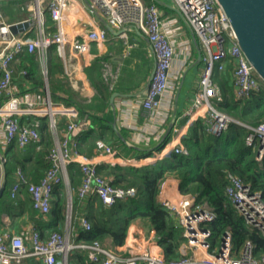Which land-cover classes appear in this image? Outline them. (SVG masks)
<instances>
[{
  "label": "built area",
  "instance_id": "built-area-1",
  "mask_svg": "<svg viewBox=\"0 0 264 264\" xmlns=\"http://www.w3.org/2000/svg\"><path fill=\"white\" fill-rule=\"evenodd\" d=\"M78 0H36L34 14L27 19L34 27L36 21L40 29L38 37L24 33H13L12 23L0 22V127L3 130L1 143L6 148L13 142L20 146L39 143L40 120L24 122L23 115L47 116L51 126L56 128L57 116L65 115L68 119L65 135L50 149V166L38 182L29 181L22 170L17 171V181L13 184L15 195L25 186L31 194L32 207L41 214H48L52 206L53 191L57 184L66 181L67 167L75 161L80 162L82 180L77 193L81 198L98 195L106 205H112L119 199L135 196V187L115 186L98 171V164L81 160V154L75 148L76 137L89 127V119L79 117L76 104L55 102L46 87V94L25 91L13 92L14 68L12 63L19 52L38 50L46 60L48 50L56 47L65 63V77L77 89L80 84L74 78L76 71L72 67L71 54H84L91 42L104 43L109 29L104 24L89 27L84 21ZM182 10L193 27L203 50L204 68L200 77L201 90L196 94L190 114L201 108L205 109L204 120L207 130L219 135L230 124L238 121L233 116L219 110L214 100L220 99L221 93L213 82L215 70L224 71L229 64L233 66L232 85L237 98H243L258 91L263 83L244 54L229 17L216 0H173ZM42 2H46L45 6ZM86 9L105 20L115 30H122L119 35L125 39L128 47V31L142 30L154 53L156 65L153 78L145 89L142 106L150 117L156 121L164 100L172 93L175 84L172 69L176 58L175 45L171 32L162 17V10L157 3L144 0H84ZM39 7V14L37 13ZM49 10L55 22V31L45 32L44 17ZM100 14L101 17H99ZM76 16L83 31L72 28L71 17ZM229 47H226V41ZM24 73L27 71L24 70ZM239 122V121H238ZM154 123V122H153ZM249 145L259 142L258 159L264 156V122L251 127L246 139ZM99 151L112 157H120L119 149L106 140L96 141ZM166 147V146H165ZM178 153L188 154L189 150L181 143L174 146ZM226 193L244 216L246 221L264 235V199L262 193L251 186L234 172L227 173ZM158 201L168 209L178 227L183 229L184 241L179 246L180 255L167 258L165 248L160 243L158 234L142 230L130 232L121 249L115 251L95 240L92 243L71 241L61 231H52L47 238L42 237L36 228H25L18 233H0V264H18L28 256L42 259L44 264H67L69 253L76 248L88 250L90 260L100 264H264V253L255 254V244L248 239L237 255L233 251L232 233L226 229L220 241L213 245L212 230L208 223L216 219L217 213L207 201L198 202L196 195L181 189V180L166 177L160 184ZM82 226L91 228V221L84 214L80 217ZM154 228V226H153ZM155 229V228H154ZM151 230V229H150ZM157 233V232H156Z\"/></svg>",
  "mask_w": 264,
  "mask_h": 264
},
{
  "label": "trees",
  "instance_id": "trees-1",
  "mask_svg": "<svg viewBox=\"0 0 264 264\" xmlns=\"http://www.w3.org/2000/svg\"><path fill=\"white\" fill-rule=\"evenodd\" d=\"M146 3H156L154 0H144ZM53 18L49 10L45 12V32L54 31ZM48 28H47V26ZM29 36L36 37L33 29L28 31ZM17 68L27 69V76L37 85L43 84V77L39 70V64L35 56H31L29 50L18 53ZM47 69L51 97L55 102L64 104H76L79 107L81 118L89 119V127L77 137L76 149L81 154H93L96 152V141L99 138L110 141L114 146H124L121 155H127L132 150L128 148L117 135L115 129L104 121L100 111L107 104L101 106L94 100L84 103L78 100V94L71 86L56 78L57 73L64 71L63 58L56 47H51L47 54ZM233 66L229 64L224 71L215 70L213 82L218 86L221 97L214 100V105L221 111L233 116L238 121L230 124L229 128L219 135H214L207 130V124L203 118L196 119L191 124L189 133L183 138V143L189 150L188 154L170 151L169 154L157 161L142 166L123 165L120 163H105L98 165V171L107 177L115 186L135 187L137 193L125 199H119L112 205H106L98 195L94 198L88 196L81 198L77 195L73 198L72 221L77 211L83 208L85 216L91 221V228L84 226L79 228L76 242L92 243L95 240L103 241L111 237L116 244L124 243L129 225L139 219H149L155 226L160 237V243L165 248L166 257L174 258L180 255L179 246L184 241V233L178 227L170 211L161 206L158 201V192L161 182L168 176H175L181 180V189L184 192L196 195L198 202L207 201L216 210L217 217L208 226L212 230V242L216 245L226 229L232 233L233 251L239 254L241 248L248 239L255 244V254L264 253V235L252 227L238 211L230 197L226 193L228 183L227 173H237L245 183L253 190L262 193L264 199V156L257 158L259 142L249 145L246 141L251 127L264 122V83L260 89L251 95L237 98L230 77ZM99 96L105 101L109 97V90L104 83L99 67H93L89 71ZM38 117L39 120L46 118ZM40 130L45 131V137L39 146L36 144L25 148L19 147L17 142L11 143L4 152V164L7 178V188L12 181L13 171L21 166L26 167L27 159H34L36 166L47 168L50 166L49 153L51 139L49 137L47 122L40 123ZM169 141L166 140L165 143ZM165 144L156 150H161ZM139 151L136 156L139 155ZM37 167V168H38ZM72 186L82 180L80 164L71 163L67 167ZM37 173V172H35ZM64 183L57 184L53 193L57 198L53 201L49 214L52 220L48 224L39 223L36 226L42 236L45 230L55 231L59 223H64L67 216V195ZM86 199V200H85ZM23 201L19 196L11 197L7 191L0 198V214L10 211L16 204ZM69 264H100L90 260L87 249L77 248L68 255Z\"/></svg>",
  "mask_w": 264,
  "mask_h": 264
},
{
  "label": "crops",
  "instance_id": "crops-1",
  "mask_svg": "<svg viewBox=\"0 0 264 264\" xmlns=\"http://www.w3.org/2000/svg\"><path fill=\"white\" fill-rule=\"evenodd\" d=\"M30 1L31 0H0V22L14 23L33 15L34 9L36 8V0L33 1L34 8H32L29 4ZM167 1L174 3L173 0ZM77 4L81 5V8L83 9L81 15L84 21L82 23L88 24L89 27L96 24H104L98 19L96 15L90 13L88 9H86L84 0H78ZM157 5L162 10V17L165 23L168 24L166 27L171 32V40L174 43L176 49V58L172 69V79L175 84L174 90L166 98V100H164L162 106L159 109V118L156 121H153L154 123L150 120V117L147 115V112L144 110L141 102L147 87L148 80L156 65V61L151 46L145 34L140 29H132L128 31V42L132 44L131 47H128L127 43H125V39L122 38L119 33H117L119 30H115L113 28L114 31L109 30L108 38L104 43L98 44L96 42H91L88 46L87 52L84 54H71L72 67L76 70L73 73V76L81 85L80 88L82 90H79L73 86V84L68 81V76L65 77L64 61V71L55 75L56 78H60L64 84L71 86L73 90L76 91L79 101L90 103L95 100L96 103L100 105V107L104 106V104H107L105 108L100 111V116H102L104 121L111 126L114 121L117 123L121 133L130 144L128 145V143L123 141L121 138L120 139L128 148L132 149L129 151L130 153L122 156L121 152L124 151V146H114L110 141H107L115 148L119 149L120 157H112L110 155L104 154L97 148L96 152L90 155L80 153L82 155L81 160L95 162L98 165L105 163H120L123 165L130 164L136 166L150 164L169 154L175 145L181 143L182 145L186 146L183 143V138L189 133L191 124H193V122L198 118L204 119V108L194 111L193 114L189 113V110L193 106L196 94L201 90L200 77L204 68V61L202 59L200 63L192 66L193 62L198 57V51L194 44L192 32L189 26L175 10L163 7L158 3ZM31 10H33V12H31ZM71 25L75 32H77L78 29L80 30L79 32L83 31V28H80L79 26L81 23L76 16L71 17ZM32 29L35 31L36 37H38L40 35V29L36 22ZM28 31L29 29H26L27 34ZM24 32L25 31L21 33ZM31 56H35L37 58L39 70L44 80L43 84L41 86L37 85L31 79H29L27 72H23L27 69L17 68L16 63L19 60H15L12 63L14 68V77L12 83L13 92L16 94H21L29 90L33 93H38L41 97L46 94L47 87L51 94L47 69V58L46 60L43 59L41 53L38 50L31 52ZM97 66L99 67L102 78L104 79V83L110 92L108 99L105 101L99 96V92L95 87L91 76L89 75L90 69ZM232 79L233 73L230 77L231 83ZM114 92H119V95H117L113 102H111V97ZM79 117L81 118L80 110ZM36 119H38V116L36 115L22 116V120L28 123H32ZM67 119L68 118L65 115L57 116V125L55 128L51 126L48 117L44 119L41 118V124H43V122H47L48 124L49 137L52 142L50 148H52L53 145H55L56 142L65 135V129L68 121ZM173 120L175 121L174 127L166 138V140L169 139V141L165 143V140L163 143L165 144L164 147L161 150H156L158 147L155 146L162 138ZM40 129L41 128H39V130ZM40 133L43 140L47 132L45 133V131L40 130ZM2 134L3 130L0 127V190L4 187L0 198L8 189V191L11 192V197L19 196L23 199V201L20 205L16 204V206H13L10 211H5L0 214V233H18L25 228L32 227L38 229L36 226L37 221H39V223L48 224L52 220L51 215L49 213L41 214L32 207L31 194L25 186H23V188L15 195L12 194V187L17 181L18 169L23 171L29 181L38 182L45 174L47 168H40L36 166L34 159H30L29 156H26V167L23 169L21 166H18L13 171V179L7 188L6 184L9 178H7L5 172L3 154L9 145L6 148H4L2 145ZM42 140L39 143H41ZM39 143L32 142L26 146L18 145L19 147L25 148L33 144L39 146ZM138 151L140 156H136ZM48 160L50 162L49 158ZM73 163L80 164L79 161H75ZM67 176L69 182L67 183L66 181H63L65 187L64 190L67 195V216L64 223L58 224V231H61L69 236L71 241L78 243L76 242L75 237L78 236L79 228L82 227L80 217L83 214L85 215V211L83 208H80L77 211L74 222L72 221L73 198L74 196L77 197L78 195L77 190L80 185V181L76 184V186H72L70 183L68 169ZM168 177L171 181V179L175 176ZM57 196V193H53L52 204ZM94 197L95 196L91 195V198ZM153 226L154 225L149 219L139 218L129 225L127 236L130 232L138 230H142L144 233L147 231H152L153 233L157 234L156 229H154L155 226L154 228ZM50 233V230H45V233L42 237L47 238ZM101 242L115 251H119L122 247L121 244H116L111 237H107ZM18 264L44 263L39 257L28 256ZM67 264H69L68 258Z\"/></svg>",
  "mask_w": 264,
  "mask_h": 264
},
{
  "label": "water",
  "instance_id": "water-1",
  "mask_svg": "<svg viewBox=\"0 0 264 264\" xmlns=\"http://www.w3.org/2000/svg\"><path fill=\"white\" fill-rule=\"evenodd\" d=\"M216 1L223 8L225 13L229 17L231 26L235 32L236 38L244 54L246 55L249 62L253 65L257 75L264 83V0H216ZM155 2H157L159 5L163 7L175 10L185 20V22L187 23V25L189 26L192 32V38L196 46V49L198 51V57L193 62L192 66L200 63L203 54L199 39L193 27L188 22L186 16L182 12V10L178 8V6H176L175 3L168 2L167 0H155ZM97 15L101 17L100 14L97 13ZM102 22L104 23L105 26L108 27L109 30L114 31L112 26H110L105 20L102 19ZM30 25H31L30 20L26 18L12 23L10 27L13 33L18 34L23 31H26V29H28ZM121 31L122 30H119L117 33H120ZM154 71H155V67L148 80L147 86L148 84H150L153 78ZM117 95H119V92L113 93L111 97V102H113L114 98ZM174 124L175 121L173 120L155 147H159L165 142L166 138L171 133ZM112 127L115 129L119 137L123 141L128 143L115 121L112 123ZM129 144L130 143H128V145ZM3 190L4 187L0 190V196L3 193Z\"/></svg>",
  "mask_w": 264,
  "mask_h": 264
},
{
  "label": "rangeland",
  "instance_id": "rangeland-1",
  "mask_svg": "<svg viewBox=\"0 0 264 264\" xmlns=\"http://www.w3.org/2000/svg\"><path fill=\"white\" fill-rule=\"evenodd\" d=\"M33 1H34V0H31V1L29 2V4L31 5L32 8H34V2H33ZM45 3H46V2H42V5L45 6ZM31 12H33V10H31ZM36 23L38 24V21H36ZM53 23H54V25H55V22H54V21H53ZM46 26H47V25H46ZM47 28H48V26H47ZM226 47H229V41H228V40L226 41Z\"/></svg>",
  "mask_w": 264,
  "mask_h": 264
},
{
  "label": "bare ground",
  "instance_id": "bare-ground-1",
  "mask_svg": "<svg viewBox=\"0 0 264 264\" xmlns=\"http://www.w3.org/2000/svg\"><path fill=\"white\" fill-rule=\"evenodd\" d=\"M37 13L39 14V7H37Z\"/></svg>",
  "mask_w": 264,
  "mask_h": 264
}]
</instances>
